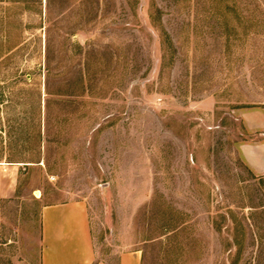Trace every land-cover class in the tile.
Listing matches in <instances>:
<instances>
[{"label":"rangeland","instance_id":"rangeland-1","mask_svg":"<svg viewBox=\"0 0 264 264\" xmlns=\"http://www.w3.org/2000/svg\"><path fill=\"white\" fill-rule=\"evenodd\" d=\"M1 161L0 264L70 199L100 258L264 264V0H0Z\"/></svg>","mask_w":264,"mask_h":264},{"label":"crops","instance_id":"crops-1","mask_svg":"<svg viewBox=\"0 0 264 264\" xmlns=\"http://www.w3.org/2000/svg\"><path fill=\"white\" fill-rule=\"evenodd\" d=\"M256 167V165H254ZM20 166L0 162V197L15 194ZM41 264H141L139 249L99 257L87 202L45 203L41 210Z\"/></svg>","mask_w":264,"mask_h":264}]
</instances>
